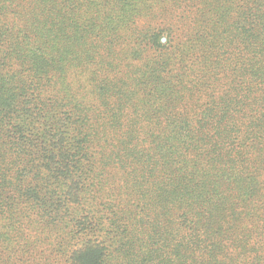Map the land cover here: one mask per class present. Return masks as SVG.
<instances>
[{"label":"trees","instance_id":"obj_1","mask_svg":"<svg viewBox=\"0 0 264 264\" xmlns=\"http://www.w3.org/2000/svg\"><path fill=\"white\" fill-rule=\"evenodd\" d=\"M0 264H264V0H0Z\"/></svg>","mask_w":264,"mask_h":264},{"label":"rangeland","instance_id":"obj_2","mask_svg":"<svg viewBox=\"0 0 264 264\" xmlns=\"http://www.w3.org/2000/svg\"><path fill=\"white\" fill-rule=\"evenodd\" d=\"M163 39H164V37H163Z\"/></svg>","mask_w":264,"mask_h":264}]
</instances>
